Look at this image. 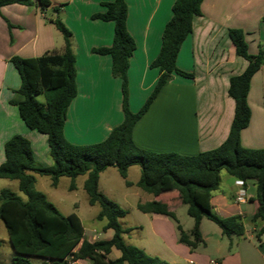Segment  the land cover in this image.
Returning a JSON list of instances; mask_svg holds the SVG:
<instances>
[{
    "label": "crops",
    "instance_id": "obj_1",
    "mask_svg": "<svg viewBox=\"0 0 264 264\" xmlns=\"http://www.w3.org/2000/svg\"><path fill=\"white\" fill-rule=\"evenodd\" d=\"M107 1L112 0H51L52 5L45 12L37 0L31 5L12 3L1 7L0 164L6 159L5 143L15 134L31 141L37 163L44 166L53 163L47 135L29 128L18 106L12 103V100L22 99L18 91L21 77L12 57H38L64 50L63 34L49 18L59 16L73 33L77 94L67 109L64 127L67 140L79 145L102 142L115 126L123 122L121 79L113 75L112 57L93 51L94 48L109 47L113 42L114 22L92 17L105 11L102 3ZM125 1L128 29L136 41L128 69L129 106L137 112L159 78V69L152 67L151 63L159 54L162 33L172 17L175 0ZM54 7L60 12L53 13ZM201 9L202 14L194 16L193 31L177 56L178 68L192 72L194 77L174 74L172 80L163 86L134 126V141L140 148L194 155L218 147L229 135L235 115V100L229 94L230 78L241 74L248 66V60L237 54L229 29L239 28L245 33L249 52L256 54L264 50V0H203ZM248 103L251 118L249 125L241 131V143L249 148H264V65L252 77ZM133 166L129 167L127 178L120 175L126 189L121 193L123 201L118 203L127 210L120 222L126 229L124 240L128 245L140 247L172 264H213L212 260L216 264H264V233L258 237L262 224L252 222L258 208L255 180L240 184L238 178L227 172L221 173L220 185L211 197L212 209L219 216H241L245 235L225 236L218 224L204 218L200 229L205 244L191 249L179 241L178 222L185 231L194 226L193 217L182 219L178 213V208L184 204L179 194L165 190L154 195L143 190L137 184L141 176L140 166L139 177L130 178ZM109 167L100 173L99 179V189L108 197L102 181L111 180L110 176L103 179ZM4 188L8 187H2L0 192ZM241 190H245V196L238 201ZM149 201L166 203L176 214L178 222L167 215L147 213L138 208L139 203ZM132 208L138 209L139 213H135L134 221H127ZM75 214L83 224L80 215ZM98 220L104 221L101 229L87 230L83 224L89 242L108 240L114 235L112 229H104L107 219ZM100 231L104 232L105 238L98 237ZM132 235L136 237L134 242L129 241ZM0 240L10 242L8 231ZM10 245L13 259L17 253L11 242ZM120 255V250L114 248L108 258L114 260ZM31 261L33 264H50L41 257H31ZM66 264H93V260L72 258Z\"/></svg>",
    "mask_w": 264,
    "mask_h": 264
},
{
    "label": "trees",
    "instance_id": "obj_2",
    "mask_svg": "<svg viewBox=\"0 0 264 264\" xmlns=\"http://www.w3.org/2000/svg\"><path fill=\"white\" fill-rule=\"evenodd\" d=\"M37 2L43 12L52 5L51 0ZM12 3L31 5L34 0H0V12L2 6ZM202 3L203 0H175L172 17L162 33L159 54L151 63L152 67L159 69V78L137 112H133L129 106L128 69L136 41L127 25V2H103L105 11L92 16L114 22L111 46L94 48L93 51L111 55L112 72L121 79L123 94L124 120L102 142L79 145L65 137L67 109L77 94V68L72 47L73 33L59 16L49 20L63 34V52H47L38 57H12L21 77L18 91L22 95L21 100H12V103L18 106L29 128L47 135L53 163L50 166L37 163L31 141L21 134H15L6 141V159L0 164V178L17 180L19 189L26 194L27 199L8 188L0 192V219L17 253L9 263L0 264H33L31 257L44 258L50 264H66L69 257L75 260L90 258L93 264H172L125 242L126 229L120 218L126 215L127 210L99 189L100 173L109 166H115L119 174L127 178L129 167L139 165L141 176L137 184L143 190L154 195L165 190L179 194L187 205L188 214L194 219L190 231L182 228L176 214L164 202L139 203L138 208L147 213L167 215L178 222L179 241L191 249L205 244L200 229L204 218L218 224L225 236L245 235L241 216H219L212 209L211 197L220 185L222 170L244 182L253 179L256 181L255 199L258 208L252 222L262 224L258 237L264 233V148H249L241 143V131L249 125L251 118L248 103L251 80L264 65V50L256 54L249 52L248 41L241 29H229L237 54L248 60V66L241 74L230 78L229 94L235 100V115L226 140L214 149L194 155L149 151L140 148L134 141L136 122L174 74L194 77L192 72L178 68L177 56L181 45L193 31L194 16L202 14ZM52 12L59 13L60 10L54 7ZM36 174L49 176L53 186L58 185L61 177L67 176L71 179L70 189L75 188L78 176L87 175L84 189L89 196V203L99 204L97 218L107 219L104 229H112L113 237L89 242L80 218L75 213L65 215L44 192L36 188ZM127 184L130 182L127 181ZM114 248L120 250L121 255L112 260L108 254Z\"/></svg>",
    "mask_w": 264,
    "mask_h": 264
},
{
    "label": "rangeland",
    "instance_id": "obj_3",
    "mask_svg": "<svg viewBox=\"0 0 264 264\" xmlns=\"http://www.w3.org/2000/svg\"><path fill=\"white\" fill-rule=\"evenodd\" d=\"M139 168V165L133 166L130 175L131 179L139 177ZM221 173H226V171L222 170ZM107 176H110L111 180L107 179L106 183L105 181H102L103 189L109 193V197L112 200L116 201L117 203H121L123 201L121 193L124 189H126L123 178L120 176L115 167H109L106 173L103 175V179H105ZM85 178L86 176L84 175L79 176L76 179V188L71 190V179L67 176H64L60 179L58 186H53L49 176L36 174V188L44 192L63 213L79 214L87 230H90L91 228L101 229L104 221H100L96 218V215L99 211V206L91 205L88 201V194L83 187ZM2 187H8L23 199H27L26 194L19 189L17 181L0 178V189ZM121 205L124 206V204ZM135 213H139L138 209L132 208L127 217V221H134ZM178 213L181 215L182 219L191 218L187 212V205L185 204L180 205L178 208ZM6 232V227L4 226L3 222L0 221V238L5 236ZM98 237L103 239L106 237V235L103 231H100ZM129 241H136L135 235H132ZM0 244V262L11 261L13 254L10 242H3L0 240Z\"/></svg>",
    "mask_w": 264,
    "mask_h": 264
},
{
    "label": "built area",
    "instance_id": "obj_4",
    "mask_svg": "<svg viewBox=\"0 0 264 264\" xmlns=\"http://www.w3.org/2000/svg\"><path fill=\"white\" fill-rule=\"evenodd\" d=\"M240 184H243V180L239 179L238 181ZM244 196H245V190H241L239 195L237 196V200L238 201H242L244 199ZM72 259L71 257L68 258V260ZM212 263L213 264H216V261L215 260H212Z\"/></svg>",
    "mask_w": 264,
    "mask_h": 264
}]
</instances>
